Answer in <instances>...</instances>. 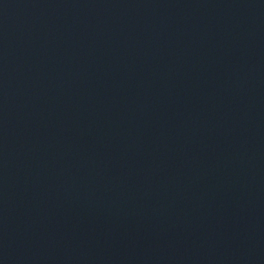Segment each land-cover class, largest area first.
Listing matches in <instances>:
<instances>
[{
	"label": "water",
	"instance_id": "obj_1",
	"mask_svg": "<svg viewBox=\"0 0 264 264\" xmlns=\"http://www.w3.org/2000/svg\"><path fill=\"white\" fill-rule=\"evenodd\" d=\"M0 264H264V0H0Z\"/></svg>",
	"mask_w": 264,
	"mask_h": 264
}]
</instances>
